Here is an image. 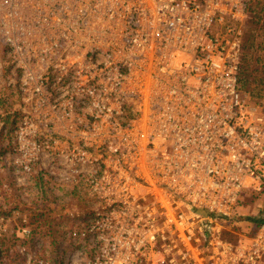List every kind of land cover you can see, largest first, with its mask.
<instances>
[{
    "label": "built area",
    "instance_id": "built-area-1",
    "mask_svg": "<svg viewBox=\"0 0 264 264\" xmlns=\"http://www.w3.org/2000/svg\"><path fill=\"white\" fill-rule=\"evenodd\" d=\"M250 1L0 0V172L25 264H264V210L226 238L243 192H264V110L240 88ZM66 197L86 205L61 241L45 202Z\"/></svg>",
    "mask_w": 264,
    "mask_h": 264
},
{
    "label": "rangeland",
    "instance_id": "rangeland-1",
    "mask_svg": "<svg viewBox=\"0 0 264 264\" xmlns=\"http://www.w3.org/2000/svg\"><path fill=\"white\" fill-rule=\"evenodd\" d=\"M251 1V5H252ZM261 4H264V0H260ZM252 8V7H251ZM258 9V8H257ZM256 9V10H257ZM260 10V9H259ZM257 10V11H259ZM254 10L252 14L247 18L246 23L244 25V36H247V33L251 30L256 28L257 29V41L258 43L263 41L264 37V29H262V24L255 25L254 21L255 14ZM264 21V17L262 18V23ZM260 52H256V56H258ZM263 56V54L261 55ZM245 100L247 102V106L252 111V108L264 110V100H257L250 98L247 94L244 93ZM8 105L2 109L7 110ZM1 109V110H2ZM259 110V111H260ZM4 112V111H3ZM10 142V137L8 135H4L0 131V150L2 147L6 148L7 143ZM1 155V154H0ZM12 191L10 189V181L7 178L6 173L0 172V218H2L3 224L7 229V233L4 238L1 240L0 243V264H25V257L22 253H20L23 249H26L30 253L36 251V247L32 244H24L19 240H15L13 235H10L13 230L12 227V215L13 209L16 208L17 210L25 209V206L22 204L21 199L19 196H16L17 193L14 192V186L11 185ZM85 202L82 200H74L69 198H63L61 200H47L45 202V207L50 210L51 215L47 217L48 220L51 219V216L54 219V224L61 223L60 227L58 228L59 232H56V237L61 236V241L64 240L63 236L65 232V228L69 227L68 224L65 222L66 217L64 216V211L66 209H70L73 207L76 208H83ZM86 205V204H85ZM44 208V212L46 211ZM239 212L240 214L237 215L234 221L237 222L235 226L234 223L230 225L229 230L231 232L226 233V238L234 241L238 238L240 233H244V230L248 228V224L251 222V219L257 216L259 212L264 210V192L263 193H256L250 190H245L243 192L241 201L239 203ZM252 223V222H251ZM56 230V228H55ZM66 234V232H65ZM38 241L41 242L40 251L44 256L47 258H53L56 255V248L51 244V238H41L40 236L35 237ZM66 243H63L65 245ZM39 251V252H40Z\"/></svg>",
    "mask_w": 264,
    "mask_h": 264
},
{
    "label": "trees",
    "instance_id": "trees-1",
    "mask_svg": "<svg viewBox=\"0 0 264 264\" xmlns=\"http://www.w3.org/2000/svg\"><path fill=\"white\" fill-rule=\"evenodd\" d=\"M251 1H253L252 5L250 3V8L252 7L251 12L254 10V14L256 15L254 24H262V29H264V21L262 23V18L264 17V4H261L260 0ZM256 9L260 10L257 11ZM244 34L241 55L240 88L242 92L247 94L250 98L264 100V37L263 41L258 43L256 28L251 29L246 37ZM256 52H260V54L256 56ZM262 54L263 56H261ZM5 151L6 148L2 147L0 154L2 155ZM45 221L51 223V220L45 219ZM46 235L51 238L52 246H55L56 239L51 230L46 231Z\"/></svg>",
    "mask_w": 264,
    "mask_h": 264
},
{
    "label": "crops",
    "instance_id": "crops-1",
    "mask_svg": "<svg viewBox=\"0 0 264 264\" xmlns=\"http://www.w3.org/2000/svg\"><path fill=\"white\" fill-rule=\"evenodd\" d=\"M257 218V216H255L254 218H252L251 220H254V219H256Z\"/></svg>",
    "mask_w": 264,
    "mask_h": 264
}]
</instances>
